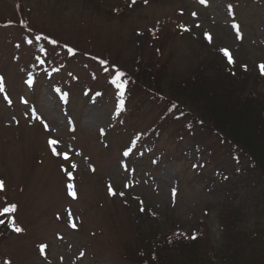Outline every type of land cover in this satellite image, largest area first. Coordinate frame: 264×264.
Segmentation results:
<instances>
[{
	"label": "rangeland",
	"instance_id": "rangeland-1",
	"mask_svg": "<svg viewBox=\"0 0 264 264\" xmlns=\"http://www.w3.org/2000/svg\"><path fill=\"white\" fill-rule=\"evenodd\" d=\"M262 63L264 0H0V208L22 229L0 264H140L154 237L188 251L148 264H264ZM207 75L249 105L255 158L196 101Z\"/></svg>",
	"mask_w": 264,
	"mask_h": 264
},
{
	"label": "trees",
	"instance_id": "trees-1",
	"mask_svg": "<svg viewBox=\"0 0 264 264\" xmlns=\"http://www.w3.org/2000/svg\"><path fill=\"white\" fill-rule=\"evenodd\" d=\"M206 81H207V86L203 85L200 86L201 90L197 91L194 93V97L196 99V101L200 104V105H206L209 106L210 108H212V114L215 121V125L216 126V130L223 133L225 138H228L230 142H232L233 144H235L234 142H236L234 140V137L232 138L231 133H233L234 135L237 136L238 140L240 143H242V147L239 144V151L242 155H246L247 158H251L252 156L250 155V153L253 155V157L256 155L258 156V154L253 150V147H255L256 145V137H261V131L262 130H256L257 128V124L255 123L253 119L252 122L249 118H254L252 115V112H250L248 109L249 105H246L245 103H241L243 101H241L238 96H229L227 97V99H224V101H219L220 97V89L218 87H215L212 84L213 81V77L211 75V78H209V75H207L205 77ZM180 91V90H179ZM185 91V90H184ZM178 96V100L179 99H184L188 104H192L194 103V100L192 98H190L188 95H186L185 93H175ZM193 97V96H192ZM171 100V98H169ZM176 101V100H175ZM217 102H219V104L222 105L223 111L224 113L222 114L221 112V118L218 116H215L214 114V107ZM174 104V102H172ZM177 103V102H176ZM178 104V103H177ZM212 104V105H211ZM215 109H218L217 107H215ZM252 116V117H249ZM263 125V124H261ZM260 125V126H261ZM255 129H254V128ZM248 129L251 130V132L254 129V132H252L253 134L247 138L245 136V133L248 131ZM156 135V134H155ZM250 138L251 141L249 140ZM236 145V144H235ZM246 148V149H244ZM250 153H249V152ZM255 158V157H254ZM259 160H261L259 158ZM260 170V169H259ZM252 171V170H251ZM261 172V175H263L262 177L264 178V171ZM12 213L7 214L5 216H3V220H5L4 224H0V239H2L3 237V233H13V227L9 225L8 220H9V216L11 217ZM12 218V217H11ZM13 219V218H12ZM197 238H192L190 241L195 242L194 240H196ZM149 247L152 249V252L150 253V255L148 256H144L142 261H140V264H148L151 260L150 257L153 258V260H157L160 259V255L168 257L169 260H178L181 259V255L182 252L183 253H187L188 250H186V243L184 242V245H177L178 243H180V240L177 239H172L170 238L169 241H156L155 237L150 239L149 241ZM174 246V248L172 247V255H176L173 256L171 254H169V250L171 248V246ZM147 246V245H146ZM144 253V251H143ZM179 254V256L177 255ZM184 256V254H183ZM165 260V259H164ZM188 261V259H186ZM153 262V261H152Z\"/></svg>",
	"mask_w": 264,
	"mask_h": 264
},
{
	"label": "snow or ice",
	"instance_id": "snow-or-ice-1",
	"mask_svg": "<svg viewBox=\"0 0 264 264\" xmlns=\"http://www.w3.org/2000/svg\"><path fill=\"white\" fill-rule=\"evenodd\" d=\"M135 2H136V0H132V3L133 4ZM144 2L147 3L148 0H144ZM200 3L201 4H205L206 3V0H200ZM229 14L230 15L233 14L232 13L231 6H229ZM21 23H23V22H21ZM232 28L236 32V38L237 39H241V35H240V31H239V26L237 24L233 23L232 24ZM205 39L208 40L209 43H211L212 42L211 34L205 32ZM28 43H32V41H28ZM69 51L71 52L72 50L69 49ZM220 51L228 59V63L229 64L234 63V60H233V58H232V56L230 54V51L227 48H222V49H220ZM244 67H246V66H244ZM258 67L261 70V74L264 75V63L260 64ZM123 75H124V73H122V72L121 73H117L116 78L113 80V83H117V81H119L120 77H122ZM118 87L122 89L123 88V84L122 83L118 84ZM3 90H4L3 89V85H2V83H0V92H2ZM119 95H121V96L123 95L122 91L119 93ZM36 118L38 120L41 119V117H39V116H37ZM41 123H43V126H44L45 130L48 131L49 130V125L46 122H44L43 120H41ZM52 131H55V130L52 129ZM101 133L103 134V130H101ZM48 143H49V147L51 148V151H52V154L53 155H60L65 160H68L69 159L68 152L61 153V152H58L57 151V148L55 146L60 143L59 140L49 138ZM69 151H70V149H69ZM124 155H128V152H125ZM76 167H77L76 164H72V169L73 170H75ZM62 171H65L66 172V174L69 177V180L72 179V171H69L67 169H64L63 167H62ZM93 171H94V169H93ZM129 186L130 185H128V184L125 185V187H129ZM67 187H68L69 195L72 196L73 198H75V193L73 191V185L71 183H69L67 185ZM3 188H4V181L0 180V190H3ZM108 191H109V194L110 195H115V191H114V189L112 188L111 185H108ZM120 195H123V193H120ZM173 196H175V190H173ZM16 209H17V205L16 204H7L3 208H0V216H5L7 214L13 213V212L16 211ZM141 210L143 211V209H141ZM72 219H73L72 213L69 212L70 226H72L73 228H75L76 225L74 223H71ZM4 223H5V220L0 219V224H4ZM8 223H9L10 226L13 227V230L16 231L17 233H19V232L22 231V229L20 227L15 226V222H14V220L10 216H9ZM193 238H195V237L193 236ZM46 247H47V245H45V244L38 245V248H39V250H40L41 253H44V250H45ZM81 255H83V253H81ZM4 264H10V261L5 260L4 261Z\"/></svg>",
	"mask_w": 264,
	"mask_h": 264
}]
</instances>
